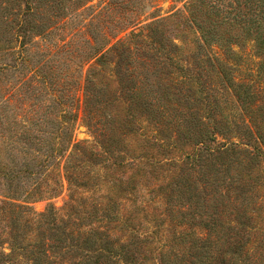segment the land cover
Masks as SVG:
<instances>
[{"label": "rangeland", "instance_id": "1", "mask_svg": "<svg viewBox=\"0 0 264 264\" xmlns=\"http://www.w3.org/2000/svg\"><path fill=\"white\" fill-rule=\"evenodd\" d=\"M0 264H264V0H0Z\"/></svg>", "mask_w": 264, "mask_h": 264}, {"label": "trees", "instance_id": "2", "mask_svg": "<svg viewBox=\"0 0 264 264\" xmlns=\"http://www.w3.org/2000/svg\"><path fill=\"white\" fill-rule=\"evenodd\" d=\"M149 28V27H148ZM143 29H140L137 33L133 34L130 36L129 39H119L117 42H115L114 44H112L110 47H108L104 52H102V54H100V56L98 57V61H102L103 59H105L106 57H108L107 55H110L112 52L114 51H119V49H121L123 52L124 51H128V53H134V54H140L148 59H155L154 64L155 65H164L165 64V60L169 57L171 58L172 53H175V51L173 50L171 52V54L169 52L166 53H162L163 52V47L160 46V44L153 40L150 39V37L148 35L143 34L142 32ZM147 38L148 40L150 39L149 42L145 41L144 39ZM142 44H145L147 47H144V51L143 52H139L138 50L140 48H142ZM172 46L177 48V45H175L174 43H172ZM208 59H213L212 57H208ZM171 60V59H170ZM213 61H215L213 59ZM171 62V61H170ZM211 62V60H210ZM202 66V65H201ZM203 67V66H202ZM181 70V77L179 80H177L176 82H180L181 85H195L196 82L198 81V79H196V76L193 75L192 77L187 78L186 76L188 75L187 72H185V75H182V69ZM224 70H227L226 68ZM219 75L221 74V77L225 78L227 77V73L226 72H217ZM91 73V69H89V74H87L86 76V83H87V89H86V93L90 94L89 91V87H88V83H92V77L90 76ZM195 83H193V82ZM197 86V84H196ZM201 86V85H200ZM140 92V90H139ZM191 97V96H190ZM146 101L148 102V104L152 106H154V103H151V99L146 98ZM195 99L196 101H207L208 99V95L202 92V91H197L195 92ZM98 99L96 98V95L92 97V91H91V96H85L84 97V104L85 106H87V112L90 113L93 112L94 108L98 105ZM93 109V110H92ZM155 110V108H153ZM212 107H209V111L211 112ZM96 111V110H94ZM185 129L187 130V132H191V134H194L195 131H200L199 128H197L196 130H194L193 127L191 126H185ZM203 135V132L202 134ZM204 150L201 151L202 153H197L196 157L192 160V165H197L198 169L200 170H204L206 169V166H208L209 164H212L213 166L215 165V162H218L221 166L223 165L225 168L224 170L228 172L229 166H230V160L231 158H233L235 156V154H237L238 157L242 158V152L244 151L242 148H239L238 145L230 143V145H226V144H222L221 147H216L213 150H209L208 146L205 145V147L203 148ZM236 156V158H237ZM207 160H210V162L207 163ZM205 171V170H204ZM203 171V173H204ZM181 189H177V197H184L187 201H189L190 203H195L200 204L199 199L196 198L195 194V190L197 187L192 186L190 187L189 183L187 182H182V184L179 186ZM187 194V195H186ZM181 203V200H177V203ZM49 214H51V210H49L48 212ZM54 240L60 241L58 235H55Z\"/></svg>", "mask_w": 264, "mask_h": 264}]
</instances>
